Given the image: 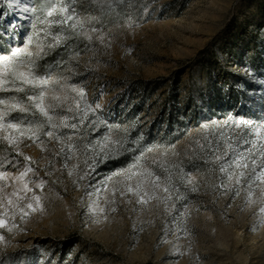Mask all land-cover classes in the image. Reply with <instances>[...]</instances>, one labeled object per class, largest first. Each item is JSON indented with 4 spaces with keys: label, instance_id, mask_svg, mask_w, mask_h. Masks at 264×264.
Instances as JSON below:
<instances>
[{
    "label": "rangeland",
    "instance_id": "374dc122",
    "mask_svg": "<svg viewBox=\"0 0 264 264\" xmlns=\"http://www.w3.org/2000/svg\"><path fill=\"white\" fill-rule=\"evenodd\" d=\"M16 47L32 53L18 58L20 71L49 79L46 105L56 94L73 108L57 113L72 116L77 103L91 110L63 154L43 135L46 151L20 145L35 161L27 196L39 195L43 210L23 220L9 211L15 227L0 229V264H264V179L255 178L264 157L253 151L239 184L227 176L234 166L219 171L232 159V150L223 156L225 140L240 152L251 145L238 138L251 141L264 125V0H0V54ZM4 79L2 122L31 119L35 102L26 94L38 97L41 88L18 92L19 81ZM173 89L180 105L193 100L181 134H167L163 119ZM240 118L251 125L237 127ZM58 131L63 138L73 130ZM11 133L0 130V160L11 161L0 168L8 173L0 197L23 183V157L16 164L3 139ZM142 152V168L132 170L172 182L147 204L126 191L139 177L113 176Z\"/></svg>",
    "mask_w": 264,
    "mask_h": 264
},
{
    "label": "snow or ice",
    "instance_id": "6c2138e0",
    "mask_svg": "<svg viewBox=\"0 0 264 264\" xmlns=\"http://www.w3.org/2000/svg\"><path fill=\"white\" fill-rule=\"evenodd\" d=\"M24 11H28L27 8ZM56 11V8L53 7L48 11V16H52L53 12ZM61 12L64 9H60ZM69 19L71 17H68ZM63 22V21H61ZM90 38V37H89ZM30 42V41H29ZM21 54L26 56H32L31 52L25 53V50L21 47H16L11 49L8 54H0V86L8 83L4 76L6 73L10 74L14 77L16 81L20 82V87H17L15 91L23 92L24 86H30L32 88H36L39 86L41 88L39 92V96L34 95H27L26 98L30 102L34 103V108L36 112L39 113L41 119L36 118V112L31 113L32 118L29 119L28 116H23L20 119L19 123H3V115L0 114V130H4L6 132H10V130H14V133L5 135L3 139L7 142V144L12 148V150L16 153L13 160H15L16 164H21L19 157H23V170L19 172L18 177L16 179L22 181V186L20 188H14L10 194L0 197V229L7 228L11 231V227H15L13 223L11 227L9 226V211L12 212V218H14L17 214H19L20 218L23 220L27 218L30 213L36 211H42L43 207L41 204V197L39 195L33 194L31 197L27 196L28 192H32L33 189L28 187V184L32 181H25L24 178L30 172H34L35 169L31 167V164L35 163L32 158L23 153L20 148V145L23 143L24 140H29L33 143H38L41 146L42 151H46V147L44 146V140L41 139V135L48 138L49 141L55 140L60 145L59 153L63 154L65 152V145L64 140L71 141L73 136L79 134V128L85 122L87 118L88 112L91 110L89 105H85L83 109L79 107V104L76 105L75 114L69 116L67 114H60V113H72L73 108L71 106L65 107V102L67 101V96L61 97L59 95L53 94L52 99L55 103L46 105L44 103L47 86L49 84V79L45 77H38L36 76L31 70L29 71H20L19 67L22 66V62L19 61V57ZM31 64V62H30ZM73 91H76L73 88ZM79 96L83 97L84 92L80 90L78 93ZM4 101L0 100V104H3ZM98 107V105H97ZM11 109H18L21 113H29V108L22 106L20 103H13L10 105ZM60 109V113H57V109ZM231 119V117H229ZM27 120V124L24 121ZM58 120V122H57ZM69 120H73L75 122L69 123ZM237 127L243 125L244 127H248L251 125V122L240 118L238 121H235ZM68 128L73 130L71 135L66 137L61 136L59 133V129ZM256 127L253 129L255 134V139L249 141L240 136L236 141L237 144H244V145H251L245 150L240 152H236L233 144L229 142V140H225V151L223 156H227L229 150H232V159L227 163H221L219 166V171L224 173L226 169L234 166V170L231 172H227V176L229 180H232L235 177V181L239 184L240 180L245 176V172L243 169L248 168V159L252 156L253 151H256L259 156L264 157V143H260L257 147L258 140H264V134L261 133V128ZM46 129V130H45ZM26 147H30L31 145H25ZM69 153H71L73 145L71 143L66 145ZM151 151V149H148ZM144 153L142 152L140 157H137V162L131 165L128 169H121L118 172H114L113 176L116 175H123L125 176V180H131L133 177H139L136 182L135 187L128 185L126 191L128 193H132L137 197V203L140 204H147L150 200L156 198V191L162 188L164 193H170L171 187V176L168 175L165 177L164 181H161V177L156 175L154 172L150 171L147 168H143V170L133 171L132 169H140L142 165L139 164L140 159H142ZM222 155H217L215 159L217 161L222 160ZM68 158H71L70 156ZM11 163L7 157L0 160V168H3L4 164ZM50 163V162H49ZM155 163V161H153ZM95 164V160H93L92 164L88 165L89 168H93ZM252 164H256V160L252 159ZM262 171L259 175H257L256 179H264V161L261 162ZM94 170V168H93ZM238 174H237V171ZM71 174V173H69ZM90 173H85V175H89ZM8 178V173L6 171H0V181H6ZM84 177H81L83 179ZM106 180H111V177H107ZM190 182V181H189ZM163 184H167L168 186H163ZM36 187L43 189L44 181L40 180L39 183L35 184ZM4 187H7L5 183ZM223 187V185H221ZM0 191H3L0 188ZM23 194V195H22ZM124 192H121V195H124ZM239 194L238 191L236 193ZM91 195V194H89ZM179 198V197H177ZM165 202L170 199V196H166ZM91 211H95V209H90ZM103 211V209H101ZM261 212H264V208L260 209ZM4 240V236L0 235V241Z\"/></svg>",
    "mask_w": 264,
    "mask_h": 264
},
{
    "label": "trees",
    "instance_id": "16d2710c",
    "mask_svg": "<svg viewBox=\"0 0 264 264\" xmlns=\"http://www.w3.org/2000/svg\"><path fill=\"white\" fill-rule=\"evenodd\" d=\"M192 102V97L187 96L184 105H180L179 101L177 100V97L175 96L174 89L167 95V104L164 107L163 111V119H165L167 123V134H172L173 130H179L180 133L176 134H181V132L183 131L182 127L185 124V120L182 119L180 116H186L188 114L187 112L191 107ZM176 137L178 136L176 135Z\"/></svg>",
    "mask_w": 264,
    "mask_h": 264
}]
</instances>
